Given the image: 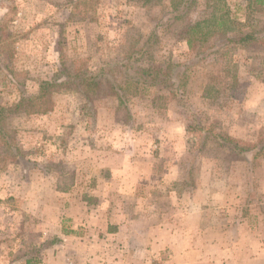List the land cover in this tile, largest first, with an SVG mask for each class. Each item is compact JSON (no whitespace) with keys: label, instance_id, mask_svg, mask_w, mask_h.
<instances>
[{"label":"rangeland","instance_id":"rangeland-1","mask_svg":"<svg viewBox=\"0 0 264 264\" xmlns=\"http://www.w3.org/2000/svg\"><path fill=\"white\" fill-rule=\"evenodd\" d=\"M225 2L232 36L263 13ZM168 8L0 0L1 106L63 66L93 73L148 39L153 61L141 64L191 70L177 102L154 87L119 103L101 81L90 100L56 93L44 113L5 116L18 153L0 143V264H37L66 243L71 264H264V49L196 57ZM224 134L253 149L237 155Z\"/></svg>","mask_w":264,"mask_h":264},{"label":"trees","instance_id":"trees-1","mask_svg":"<svg viewBox=\"0 0 264 264\" xmlns=\"http://www.w3.org/2000/svg\"><path fill=\"white\" fill-rule=\"evenodd\" d=\"M142 1L147 3L157 0ZM168 7L166 17L179 28V35L196 57L217 52L229 45L264 49V0H247L250 12L262 10L263 13L255 19L247 15L249 28L237 36L231 33L239 28V24L232 19L225 0H168ZM151 44L152 41L148 39L136 50H130L125 58L105 64L93 73L86 68L63 66L54 77L41 80L34 94H22L8 107L0 105V143L4 151L12 156L18 153L4 128L5 116L11 111L44 113L51 109L52 98L56 93L78 92L84 99L90 100L101 81H104L115 92L119 103H124L126 89L130 96H139L146 89L154 87L161 88L166 96L175 98L177 102L179 93L189 80L190 64L172 61L165 64H141L140 56H149L152 63ZM220 141L240 156L253 149L250 144L225 134L220 136ZM26 264L31 262L28 260Z\"/></svg>","mask_w":264,"mask_h":264},{"label":"crops","instance_id":"crops-1","mask_svg":"<svg viewBox=\"0 0 264 264\" xmlns=\"http://www.w3.org/2000/svg\"><path fill=\"white\" fill-rule=\"evenodd\" d=\"M71 249L73 248L66 243L63 246H60L58 250H52L51 252L48 251L37 264H71L72 260L68 257Z\"/></svg>","mask_w":264,"mask_h":264}]
</instances>
